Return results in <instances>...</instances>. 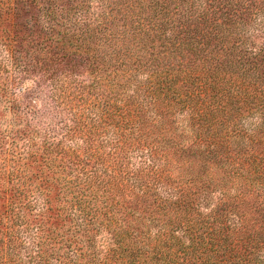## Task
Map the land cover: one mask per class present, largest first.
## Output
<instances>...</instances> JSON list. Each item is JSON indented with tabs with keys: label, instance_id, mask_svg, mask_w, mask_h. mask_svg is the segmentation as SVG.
<instances>
[{
	"label": "trees",
	"instance_id": "16d2710c",
	"mask_svg": "<svg viewBox=\"0 0 264 264\" xmlns=\"http://www.w3.org/2000/svg\"><path fill=\"white\" fill-rule=\"evenodd\" d=\"M0 264H264V0H0Z\"/></svg>",
	"mask_w": 264,
	"mask_h": 264
}]
</instances>
